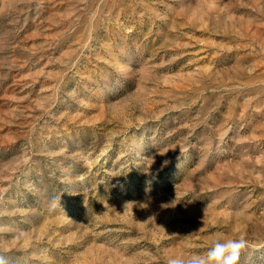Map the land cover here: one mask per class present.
<instances>
[{
    "label": "rangeland",
    "instance_id": "rangeland-1",
    "mask_svg": "<svg viewBox=\"0 0 264 264\" xmlns=\"http://www.w3.org/2000/svg\"><path fill=\"white\" fill-rule=\"evenodd\" d=\"M241 237L238 264H264V0H0L9 264Z\"/></svg>",
    "mask_w": 264,
    "mask_h": 264
},
{
    "label": "clouds",
    "instance_id": "clouds-1",
    "mask_svg": "<svg viewBox=\"0 0 264 264\" xmlns=\"http://www.w3.org/2000/svg\"><path fill=\"white\" fill-rule=\"evenodd\" d=\"M61 204V196H53L48 202V211L54 212ZM247 248V241L239 239L214 240L204 254L169 257L166 264H238L243 250ZM0 264H9L5 256L0 255Z\"/></svg>",
    "mask_w": 264,
    "mask_h": 264
}]
</instances>
